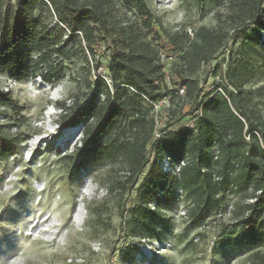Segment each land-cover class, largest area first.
I'll return each instance as SVG.
<instances>
[{
	"label": "trees",
	"instance_id": "1",
	"mask_svg": "<svg viewBox=\"0 0 264 264\" xmlns=\"http://www.w3.org/2000/svg\"><path fill=\"white\" fill-rule=\"evenodd\" d=\"M195 2L227 8L215 13L213 25H197L190 37L183 28L163 26L146 0H15L0 9V73L55 86L66 75L64 62L74 49L87 64L86 52L94 56L93 45L102 44L113 92L96 77L86 80L81 98L58 103L61 126H83L79 144L65 155L71 171L85 157L116 164L123 174L118 171L111 179L109 195L114 194L122 214L126 197L135 192L130 211L136 236L150 242L180 204L194 228L216 220L230 205L231 222H218L222 244L249 250L248 264H264V120L256 100L264 97V88L249 85L254 75L250 54L257 43L264 44V0ZM247 29L237 56L230 47L212 66L218 76L215 89L202 94L201 69L224 52L234 34ZM165 42L175 52L166 67L160 61ZM100 66L98 60L92 64L95 71ZM166 97L169 115L155 137L153 105ZM178 100L189 104L180 116ZM10 104L16 107L10 91L0 89L1 159L14 156L25 139L4 128L14 126L4 123ZM15 112L21 113L17 107ZM164 159L183 165L178 172H165ZM89 209L99 214L98 205Z\"/></svg>",
	"mask_w": 264,
	"mask_h": 264
},
{
	"label": "rangeland",
	"instance_id": "2",
	"mask_svg": "<svg viewBox=\"0 0 264 264\" xmlns=\"http://www.w3.org/2000/svg\"><path fill=\"white\" fill-rule=\"evenodd\" d=\"M14 1L0 0V9ZM146 1L171 31L213 25L215 13H224L227 8L210 3L201 7L195 0ZM120 14L119 8L117 16ZM249 30L234 34L224 52L212 59L209 67L201 69L202 94L211 93L217 85L218 76L211 72L212 66L226 56L230 47L237 56L241 40L250 34ZM261 38L263 43L264 34ZM165 45L167 49H160L169 64L167 56L173 59L175 52L166 42ZM93 49L94 56L86 52L88 65L79 49H74L64 62L69 67L66 75L55 86L37 77L14 82L0 73V89L5 92L4 87L11 86L13 105L21 112L16 113V107L8 105L9 118L4 123L14 126L4 128L25 137L14 156L0 158V264H248L249 250H231L222 244L218 222H231L230 215L194 228L189 225L187 214L170 212L173 219L166 215L156 229L159 236L150 242L142 235L136 236V217L130 211L136 201L135 192L126 197L122 214L114 194L109 195L108 184L119 171L116 164L100 157H85L79 158L82 163L78 170L71 171L72 164L65 155L73 153L83 128L74 133L70 127L61 126L58 103L71 104L76 96L81 98L87 91L86 80L94 81L97 77L92 64L98 60L101 66L105 65L107 53L102 44H94ZM250 59L254 75L249 85L254 90L264 88V44H256ZM165 100L167 104L162 103L157 113L158 125H164L169 115L171 103L168 97ZM256 100L264 120V97ZM175 105L181 107L179 116L189 108L185 100H178ZM86 183L93 187L88 193ZM104 201L105 206H100ZM78 205L82 206L83 218L77 222L74 213ZM93 205L99 206L98 215L91 213L89 208Z\"/></svg>",
	"mask_w": 264,
	"mask_h": 264
},
{
	"label": "built area",
	"instance_id": "3",
	"mask_svg": "<svg viewBox=\"0 0 264 264\" xmlns=\"http://www.w3.org/2000/svg\"><path fill=\"white\" fill-rule=\"evenodd\" d=\"M185 31H187V33H188V35L190 36V37H193V35H194V30H191L189 27L185 30ZM171 59V55L170 56H167V61H169ZM160 61L161 62H163V64L165 65V67H166V65L168 64L167 62H165V60L163 59V54L161 53V49H160ZM97 71V77H100L101 79H103L104 81H106V83L108 84V86H109V88H110V91L111 92H113V81H112V79L110 78V76H109V74L107 73V69H106V65H102V66H100V67H98V69L96 70ZM37 79H39V78H37ZM11 80V79H10ZM14 82H17V80H15L14 78L12 79ZM10 87L11 86H5L4 87V89L6 90L5 92H8V91H10ZM219 89V88H218ZM182 90H183V88H181L180 90H179V92H181L182 93ZM162 103H166L167 104V100H165V99H162V100H160V101H158V102H156V103H154V105H153V108H154V110H155V113H156V116H155V123H156V129H155V137H159L160 136V134H161V132L159 131V129H160V127L162 126V125H158L159 123L157 122V120H156V117H157V113H159V111H160V109L161 108H159L160 107V105L162 104ZM6 124H8V123H6ZM80 126V127H79ZM6 127H9L8 125L6 126ZM78 128L80 129H82L83 128V126H81V125H78ZM183 165V162L182 161H180L179 163H171V162H169V161H167V160H162L161 161V168L165 171V172H169V171H171V172H178L179 170H180V166H182ZM179 193H181V191L179 190ZM149 207L151 208V209H153L154 208V204L153 203H150L149 204ZM230 209H231V206L229 205L227 208H226V211L225 212H223V213H219V214H217L216 215V217L215 218H217V219H221L223 216H229L230 215V213H229V211H230ZM176 212L177 214H179V215H181V216H185L186 215V210L184 209V207H183V205H179L178 207H176V208H174V210L172 211V212ZM187 217H188V214H187ZM219 217V218H218Z\"/></svg>",
	"mask_w": 264,
	"mask_h": 264
},
{
	"label": "bare ground",
	"instance_id": "4",
	"mask_svg": "<svg viewBox=\"0 0 264 264\" xmlns=\"http://www.w3.org/2000/svg\"><path fill=\"white\" fill-rule=\"evenodd\" d=\"M58 92V90L56 89L55 91H54V93L56 94ZM69 130V129H68ZM78 130H79V128L77 127V128H72L71 129V131L72 132H74V131H76V132H78ZM70 131V132H71ZM68 133V134H71V133ZM76 132H74V133H76ZM85 187H86V191H87V193L89 192V191H92V189H93V187H91V185H89V183H86L85 185H84ZM82 205V204H81ZM81 205H78V208L76 209V211H75V213H74V218H75V220L74 221H80V220H82V215H81V209H82V206Z\"/></svg>",
	"mask_w": 264,
	"mask_h": 264
}]
</instances>
